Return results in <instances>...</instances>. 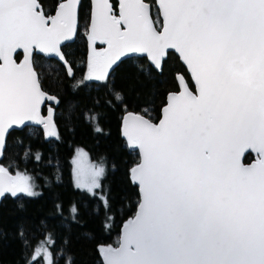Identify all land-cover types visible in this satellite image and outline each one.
<instances>
[{"label":"snow or ice","instance_id":"1","mask_svg":"<svg viewBox=\"0 0 264 264\" xmlns=\"http://www.w3.org/2000/svg\"><path fill=\"white\" fill-rule=\"evenodd\" d=\"M112 7L94 0L89 39L108 48L93 50L89 76L104 80L125 52H146L160 69L175 49L198 95L186 86L170 93L158 124L136 117L126 129L141 152L131 172L142 201L105 264H264V0H159L162 31L144 0H120L118 16ZM75 27L76 0H60L52 15L43 0H0V149L7 129L36 119L46 96L30 65L33 46L58 53ZM17 49L25 52L19 64ZM248 149L257 158L245 165ZM6 190L34 194L0 168Z\"/></svg>","mask_w":264,"mask_h":264},{"label":"trees","instance_id":"2","mask_svg":"<svg viewBox=\"0 0 264 264\" xmlns=\"http://www.w3.org/2000/svg\"><path fill=\"white\" fill-rule=\"evenodd\" d=\"M59 2L43 0L46 14H52ZM90 23L91 0H81L75 39L62 45L66 64L33 55L42 88L56 100L42 109L52 117L49 129L25 126L10 130L6 137L0 167L21 175L28 184L22 173L27 174L37 194L18 191L1 197L0 264H43L41 254L36 255L42 246L51 254L52 264H69V260L103 264L102 249L117 245L122 225L133 217L138 204L130 170L139 153L123 137L122 116L137 111L157 120L167 93L177 89V73L192 86L173 51L166 53L160 69L144 55L124 56L112 63L106 80L84 79ZM15 58L21 60V52ZM251 157L246 154L244 161ZM78 161L103 165L95 193L75 186Z\"/></svg>","mask_w":264,"mask_h":264},{"label":"water","instance_id":"3","mask_svg":"<svg viewBox=\"0 0 264 264\" xmlns=\"http://www.w3.org/2000/svg\"><path fill=\"white\" fill-rule=\"evenodd\" d=\"M80 1L81 0H76V27H75V31L73 33L70 34V36L67 38V39H62L58 45V48H59V52H44L38 48H36L35 46H33L32 50H31V54L29 56V61H30V65L31 67L33 68V70L35 71L34 67H33V55L34 53H38L40 55H43L45 57H52V58H55L57 59L58 61L62 62L63 64H66V59H65V55L62 51V45H64L65 43L67 42H71L75 39V36H76V31H77V26H78V10H79V5H80ZM64 2H66V0H64ZM158 2L159 0H155V5L158 9V12H159V8H158ZM93 5H94V0H91V13H92V9H93ZM119 12H120V8L118 9V15H119ZM55 13V10L52 14ZM50 14V15H52ZM150 15H151V12H150ZM151 18L154 22V27H156L157 31H162V25H163V17L159 14V18H160V26L158 27L151 15ZM168 51H173L174 53H176V55L179 57V60L181 61V63L184 65L187 73L189 74V77H190V81L192 83V86L189 85L186 77L182 74V73H177L176 76H175V79H176V83H177V89L176 90H172V91H169L166 95V99H165V103L164 105L161 107V111H160V116L157 120H152L150 119L149 117H147L146 115L140 113V112H137V111H126L123 116H122V120H121V131H122V134H123V137L127 143L128 146H133L131 141L129 140L128 136L125 135V131L126 129H131L133 128L135 125H136V120L135 118L136 117H142L143 119L145 120H148L150 121L151 123L153 124H158L160 119L162 118V110L163 108L166 106V103H167V98L169 96L170 93H176V94H179L183 88L186 86L188 91L192 92L194 95H198V85L196 83V80L191 72V70L189 69L188 65L186 64V62H184V60L181 58L180 54L175 50V49H168L166 50V53ZM17 52H21L22 54V58L21 60H16L15 58V54ZM132 55H144L148 62L156 69L157 66L155 64V62H153L150 57L148 56V54L146 52H125L123 55H121L119 58L121 57H124V56H132ZM12 58L15 60V62L17 64L21 63L24 59H25V52L23 49H17L15 50L13 53H12ZM164 58V57H163ZM163 58L160 62V65L162 66V62H163ZM0 63H3L2 60H0ZM161 68V67H160ZM36 73V71H35ZM181 78L183 80V83H181ZM36 79L39 83V86H40V90L46 94L45 98L43 100H41L40 104H39V115L37 116L36 119H33V120H25L22 124H19V125H12L11 127H9L6 131V134H5V141H6V137L8 135V132L12 129H20V128H23L25 126H42L44 128H50L51 125H52V117L50 116V114H44L42 109H43V106L46 104V103H53L55 102L56 98L54 95L48 93L47 91H45L41 84H40V81H39V78H38V75L36 73ZM48 97H53L54 99H49ZM43 121V122H42ZM47 123V126H46V123ZM137 148L138 150V153H139V161L131 168V170L136 167L140 162H141V152H140V149H139V146H134ZM4 148H5V143H4V146L2 147V149H0V159L1 157L3 156V151H4ZM248 153H251L252 155H254L255 157L253 159H251L250 161H247L245 162L244 161V157L246 156V154ZM256 153L253 152L251 149H248L246 150L245 154L241 157V162L245 165H248V164H251L255 159H256ZM0 168H3L5 169V172L7 174L8 177H11L13 179V175L12 173L4 168V167H0ZM130 170V176H131V181L137 186V191H138V204H137V208H136V211H135V214L133 215V217H131L130 219H128L121 227V232H120V235H119V239H118V242H117V245L114 246V247H105L102 249L101 251V261L103 264H105V260H106V256H105V250L108 249V248H112V249H117L120 247L122 241H123V237L125 235V231H126V228H125V225L128 223V221L130 220H133L135 219L136 217V214L137 212L139 211V206H140V203L142 201V190H141V187L139 185L138 182L134 181L133 179V176H132V172ZM13 191H4L3 194H0V199L1 197L4 195V194H12Z\"/></svg>","mask_w":264,"mask_h":264},{"label":"rangeland","instance_id":"4","mask_svg":"<svg viewBox=\"0 0 264 264\" xmlns=\"http://www.w3.org/2000/svg\"><path fill=\"white\" fill-rule=\"evenodd\" d=\"M152 10H153L152 11V16H153V18H154V20L156 22V25L157 26H160V18H159L158 9L157 8L156 9L155 8H152ZM114 14H116V13H114ZM90 34H91V27H90L89 36H90ZM107 48H108V44L106 42H104L103 40H101V39L90 40L89 39V52H88V57H87V68H88V70H87V77L88 78L86 77V75H84V79H96L94 76H89V59H90V57H91V55L93 53V50H95L96 52H102L103 50H105ZM110 66H109V68H110ZM109 68H108V70H109ZM106 78H107V75H106ZM106 78L104 80H106ZM96 80H99V79H96ZM92 165L93 166H87V165H85L81 161H78L76 163V180H74L75 181L74 184L79 189L88 191L90 193H95V191H96V189L98 187H93V181H95L96 183L99 184L100 183V178H101L102 175H100V176H94L93 173H94V171L96 169H100V168H102L103 169V172H104V167H103L102 164L95 163L93 161H92ZM22 175L28 181V184L25 181L24 182L28 185L30 191L32 193H34L33 195H36L37 194V190L34 188V185L32 184V182L30 180V177L27 174H23L22 173ZM18 177H22V176L16 174V175L13 176V180H17ZM20 192L23 195H26V196H33V195H29L28 192H24V191H20ZM15 193H18V191H16ZM42 248L45 249V246H42ZM47 253H49V252L47 251ZM40 254H41L42 259H43V264H46L45 253L42 251Z\"/></svg>","mask_w":264,"mask_h":264},{"label":"flooded vegetation","instance_id":"5","mask_svg":"<svg viewBox=\"0 0 264 264\" xmlns=\"http://www.w3.org/2000/svg\"><path fill=\"white\" fill-rule=\"evenodd\" d=\"M116 2L117 4V6H116V8L115 7H112V11H116V14L115 15H117L118 16V9H119V3H120V0H108V2L113 6V2ZM144 2L147 4V5H149V7H150V12H151V15H152V8H157L156 7V5H155V0H144ZM153 17V16H152ZM154 19V18H153ZM155 21V20H154ZM156 23V22H155ZM90 27H91V23H90ZM159 27V26H158ZM89 42V41H88ZM251 158H250V160L251 159H253L255 156L254 155H252L251 154ZM250 160H248V161H250Z\"/></svg>","mask_w":264,"mask_h":264}]
</instances>
